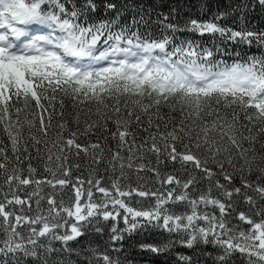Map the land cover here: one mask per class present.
I'll return each mask as SVG.
<instances>
[{
	"label": "snow or ice",
	"instance_id": "snow-or-ice-1",
	"mask_svg": "<svg viewBox=\"0 0 264 264\" xmlns=\"http://www.w3.org/2000/svg\"><path fill=\"white\" fill-rule=\"evenodd\" d=\"M159 7L0 0V264H264V0Z\"/></svg>",
	"mask_w": 264,
	"mask_h": 264
},
{
	"label": "trees",
	"instance_id": "trees-1",
	"mask_svg": "<svg viewBox=\"0 0 264 264\" xmlns=\"http://www.w3.org/2000/svg\"><path fill=\"white\" fill-rule=\"evenodd\" d=\"M202 2L203 0H147V3L160 5L161 7H159L158 10L162 12H169L172 8H175L178 13V15H176V20H179L181 22H183L184 18L189 16H193L196 18H201V17L206 18L208 15H210V11L208 9L199 8V5ZM209 2L213 6H215L217 0H209ZM220 2L224 3L225 0H220ZM152 18L154 20L155 15H153ZM183 35H190V33H183ZM204 40L206 42L210 41L211 37L205 35ZM217 42H219V38ZM245 50H246V46L244 45L236 46L234 44H229L227 46L225 59L231 57L234 51H238L241 53V55H243V52ZM256 51L257 49L255 47H252L250 49V52H256ZM99 226L107 229L106 222L101 223ZM89 231H91V229ZM84 239H88V237H85ZM96 239L98 240L99 237H96ZM54 246H58V244ZM125 248L127 249V252L124 253L123 255L127 257L129 264H162L164 260L170 259V256L168 255L155 256L152 253L141 251L139 248L136 247L135 239L129 240L126 238ZM177 250L188 251L187 249H180V248H177ZM28 264H31L30 260L28 261Z\"/></svg>",
	"mask_w": 264,
	"mask_h": 264
}]
</instances>
